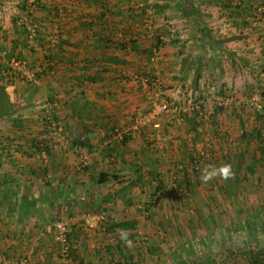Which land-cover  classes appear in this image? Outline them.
<instances>
[{
    "label": "crops",
    "instance_id": "1",
    "mask_svg": "<svg viewBox=\"0 0 264 264\" xmlns=\"http://www.w3.org/2000/svg\"><path fill=\"white\" fill-rule=\"evenodd\" d=\"M27 1L0 0V257L8 264L23 257L63 264L53 230L63 221L74 247L69 264L228 262L213 254L216 235L249 228L210 224L206 210L215 193L203 189L189 164L204 139L242 162L248 142L264 139L254 137L249 110L226 111L218 120L206 115L218 100L215 84L245 94L249 72L264 70V0H44L32 15ZM14 58L40 72V87L14 77ZM155 75L173 107L197 98L202 111L165 116L160 132L117 137L115 129H129L150 109ZM47 100L58 101L61 137L48 132ZM218 123L226 144L217 145ZM230 172L210 181L227 187ZM179 173L177 186L190 191L186 212L178 201L183 190L171 188ZM148 188L160 199L150 218L141 210ZM104 210L111 216L105 230H89ZM258 232L264 236V228ZM238 259L246 264L249 252Z\"/></svg>",
    "mask_w": 264,
    "mask_h": 264
},
{
    "label": "rangeland",
    "instance_id": "2",
    "mask_svg": "<svg viewBox=\"0 0 264 264\" xmlns=\"http://www.w3.org/2000/svg\"><path fill=\"white\" fill-rule=\"evenodd\" d=\"M245 84H247V87L255 89L253 97L249 98L246 97L244 93L240 94V89H238L237 92L233 91L232 93H230L229 89L224 90L220 88L218 90L219 84H215V87L218 88L214 94L218 98V100H215V102L212 101L211 108L209 107V109H206L207 111L209 110V114L207 113L206 115L209 116L210 119H213L215 107L220 106H224L226 109L224 113L219 115V117L217 116V120L223 118L226 111L233 112L232 110L235 111L236 109V113H239L241 111L249 110L251 115L255 114V109H258L257 105L264 109V95L261 91L264 87V74L262 70L258 74L250 71L248 82ZM222 92H224L226 95H222ZM223 98L231 99H229V101H223ZM232 98H237V101H233ZM240 98H242V101L240 103L241 106H238L236 104L240 101L238 100ZM196 114L197 117H200L201 115L198 113ZM203 117H205V115ZM223 125L224 124L218 123L215 128L218 141L217 145H219L220 143L221 145L225 143L223 137L221 136L222 133L226 132ZM252 128L253 126L252 124H250V129L252 130ZM1 131H3V129H0V132ZM210 141L211 140L204 139L202 140V142H199V150L196 151L195 156L193 157L195 160V165L190 162L189 168H191L192 172L195 175L201 177H203V173L205 171L210 172L213 170V164L217 166L227 164L228 169H231L232 171L229 174L232 175V177L229 178V184L227 187L216 186L214 182L210 180L205 182L203 186V189L209 192V194L212 195V193H215L214 197L210 198V207H208V209L206 210L212 218L210 224L218 230L232 227V229L240 232V229L244 231L246 227L249 228V234L243 232L242 234L240 233L239 235H232L231 237L227 235V238L221 237V233H218V235H216L218 236L216 237V247L214 246V250H212L213 254L217 256V258L220 257L222 259L221 261H223V257L226 256L227 261H229L222 264H241V260L238 258L244 256L248 252L250 255H259V258L264 257V253H262V250L264 249V236H260V233L258 232L259 230L264 228V139H257V141L254 139L248 142V148L246 150L248 157H243V162L241 161L242 158L240 156H234V158L229 157L230 160H228L227 155H224L219 149L217 151H214L215 147ZM233 143L234 142H232V146ZM202 153H204L205 155H203ZM208 153L211 158L210 156H207ZM242 165L246 166L245 170H243L242 168L240 169V166ZM238 167L241 171V174L240 171H236L238 170ZM219 173L220 171L217 172V174ZM180 176V173L178 175L175 174L174 181H171V186L172 184L176 185L175 187H171L172 190L178 191L179 193L183 190V194L179 196L180 198H178V194H176V198H174V200L178 198V201L182 204V206H188L190 201L189 198H191L190 191L185 186H182L183 188L181 186H177L178 180H180ZM202 180L204 181L203 178ZM211 180H213V178ZM145 192H148L147 196H151L152 194L158 196L157 193H149V188L141 192V195H144ZM145 198L147 199V197ZM159 201L160 199L158 197L156 204L154 205L152 210H154V208L158 205ZM171 206L175 208L174 204ZM187 206L184 209V212H186L187 210H191V208ZM152 210L150 214H152ZM150 217L151 215L148 218ZM187 217L188 216L186 214V218ZM199 217L202 218L201 215ZM197 223L198 226H202V222L200 223V221H197ZM204 225H206V223ZM229 237L231 238V241H229ZM223 248L226 249L224 253L223 250L225 249ZM245 248L247 252L243 251ZM220 254L223 256H220ZM261 260L263 261V258H261ZM63 264H65L64 261Z\"/></svg>",
    "mask_w": 264,
    "mask_h": 264
},
{
    "label": "built area",
    "instance_id": "3",
    "mask_svg": "<svg viewBox=\"0 0 264 264\" xmlns=\"http://www.w3.org/2000/svg\"><path fill=\"white\" fill-rule=\"evenodd\" d=\"M44 0H28L26 6V12L28 15H32L41 5ZM31 34H35V28H29ZM154 59L153 61H155ZM13 73L14 77H17L21 81L30 84L35 87L41 86V77L40 72L35 69L27 60L14 58L13 62ZM48 65H53L51 59L48 60ZM153 80V87L155 91V98L151 101L150 109L145 113L138 116L133 125L124 131L120 129H115L114 132L117 137L123 139L125 137L130 136L133 132L140 131L145 128H152L156 132H160L161 130V122L165 116L172 114H179L182 118L187 116L193 112L202 111L201 102L197 101V98L192 101L189 106H177L173 107L170 101L166 98L163 90L162 81L160 76L155 75ZM145 84L148 85L149 81L147 79L144 80ZM148 88V87H146ZM231 98H223L224 100H228ZM233 100V98H232ZM197 101V102H196ZM57 100H47L45 103V123L47 125L48 132L51 133V136L54 138L61 137L65 133V127L61 122H58L55 118V110L58 107ZM258 107V110H261L262 107ZM161 138V137H160ZM40 156L43 160L48 159L47 145L42 143L40 146ZM205 155L204 153H202ZM209 157V153L207 154ZM211 157V156H210ZM158 196L152 194L151 196H147L145 202L141 205V210L144 211V215L148 218L151 214V210L156 204ZM111 220L110 212L108 210L102 211L95 219L93 224L88 225L89 230L101 231L105 230L106 226L109 224ZM117 221V220H116ZM53 230L55 231L56 242L58 243L60 249V256L65 264H69L73 261L74 257V247L71 240V231L68 223L63 221H56L53 225ZM28 258L23 257L17 264H28ZM8 260L4 257H0V264H8ZM133 264V262L129 263Z\"/></svg>",
    "mask_w": 264,
    "mask_h": 264
},
{
    "label": "trees",
    "instance_id": "4",
    "mask_svg": "<svg viewBox=\"0 0 264 264\" xmlns=\"http://www.w3.org/2000/svg\"><path fill=\"white\" fill-rule=\"evenodd\" d=\"M157 44L160 45V42L158 41ZM158 45H157L156 48L159 47ZM262 72L264 73V70ZM261 91H262V93L264 95V87L262 88ZM254 93H255V89H252V88H249L248 87V91L245 93V95H246V97L251 98V97H253ZM221 94L222 95H226L224 92H222ZM236 101H237V98H236ZM225 109L226 108L224 106L215 107L213 119L214 120L217 119V116L219 117V115H221L222 113H224L225 112ZM254 115H255V123H256L255 125H257L258 128L255 126L254 133L253 134H255L254 137L257 139V137H260V136L263 135L261 132L264 133V109H262V110L255 109V114ZM191 163L193 165H195L194 158L191 159ZM246 264H263V263H262L261 257L259 258V255L253 254V255H250V259H249V261Z\"/></svg>",
    "mask_w": 264,
    "mask_h": 264
},
{
    "label": "clouds",
    "instance_id": "5",
    "mask_svg": "<svg viewBox=\"0 0 264 264\" xmlns=\"http://www.w3.org/2000/svg\"><path fill=\"white\" fill-rule=\"evenodd\" d=\"M220 171H222L224 174H227V172H228V167L227 166H225L223 169H221ZM217 174V172H216V170L215 169H213L212 171H205L204 173H203V179H204V181L205 182H207V181H209V180H211L215 175Z\"/></svg>",
    "mask_w": 264,
    "mask_h": 264
}]
</instances>
